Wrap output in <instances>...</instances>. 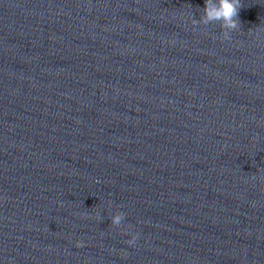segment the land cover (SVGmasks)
<instances>
[{"label": "clouds", "instance_id": "9594fccd", "mask_svg": "<svg viewBox=\"0 0 264 264\" xmlns=\"http://www.w3.org/2000/svg\"><path fill=\"white\" fill-rule=\"evenodd\" d=\"M242 7L241 0H205V6L202 9L203 14L199 20L192 19L193 25L203 24L208 25L213 22H219L222 29V35L224 39L230 38V32L239 30L241 28V22L239 20V10ZM96 218H100L99 210H95ZM126 219V214L122 211H117L110 216L111 225L119 227ZM132 225H128L125 229V234L129 235V239L126 243L129 246L135 244L139 239V233L130 232ZM77 247H83V241H77Z\"/></svg>", "mask_w": 264, "mask_h": 264}]
</instances>
